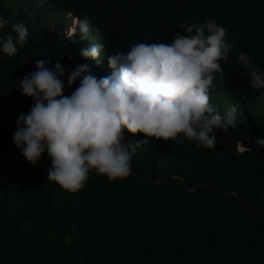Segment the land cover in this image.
I'll list each match as a JSON object with an SVG mask.
<instances>
[{
	"label": "trees",
	"instance_id": "trees-1",
	"mask_svg": "<svg viewBox=\"0 0 264 264\" xmlns=\"http://www.w3.org/2000/svg\"><path fill=\"white\" fill-rule=\"evenodd\" d=\"M24 1L0 0V16L29 33L13 56L0 53V264H264V100L257 89L223 83L216 73L208 95L222 106L213 108L237 113L235 128L214 129L213 147L149 137L127 177L109 181L90 170L76 192L47 180L46 154L33 167L12 140L18 115L33 103L18 87L35 59L71 69L74 50L103 44L102 59H88L99 78L111 73L107 55L138 41L169 43L182 23L211 19L232 45L222 68L244 70L236 57L245 52L264 71V0H52L88 20L89 38L78 42L51 29L68 23L61 15L26 9ZM95 23L118 35L94 33ZM9 31L0 29V37ZM64 79L68 95L79 81L69 88Z\"/></svg>",
	"mask_w": 264,
	"mask_h": 264
},
{
	"label": "clouds",
	"instance_id": "clouds-1",
	"mask_svg": "<svg viewBox=\"0 0 264 264\" xmlns=\"http://www.w3.org/2000/svg\"><path fill=\"white\" fill-rule=\"evenodd\" d=\"M23 4L26 9H47L66 19L67 24L52 22L50 27L68 42L89 38V22L77 10L52 0ZM5 27L11 31L0 37V53L11 57L27 42L29 33L24 23L0 16V29ZM179 29L182 31H175L169 43L138 41L127 51L107 55L111 73L99 78L91 72L88 59L99 62L103 44L74 50L78 65L71 69L58 61L52 64L35 59V69L19 79L21 94L33 101L27 113L18 115L12 133L21 155L35 167L46 154L50 162L47 180L76 192L84 186L90 170L109 181L127 177L132 156L149 137L164 141L182 138L213 147L215 135H220L214 129L235 128L237 113L235 106L224 113L213 108L218 106L208 92L215 74L221 79L224 75L237 77L249 91L259 90L256 94L264 100V71L245 52L236 57L244 70L221 67V61H228L232 45L225 41V29L215 20L185 22ZM103 30L106 35H118L112 25H93L94 33ZM65 75L69 88L79 81L68 95L63 94ZM124 130L143 137L126 138ZM238 147L244 148L242 142Z\"/></svg>",
	"mask_w": 264,
	"mask_h": 264
},
{
	"label": "bare ground",
	"instance_id": "bare-ground-1",
	"mask_svg": "<svg viewBox=\"0 0 264 264\" xmlns=\"http://www.w3.org/2000/svg\"><path fill=\"white\" fill-rule=\"evenodd\" d=\"M75 41H76V39H75ZM228 76H229V78H226V75H224L221 81L223 83H234V82H236L238 80L237 77L234 78L232 75H228Z\"/></svg>",
	"mask_w": 264,
	"mask_h": 264
}]
</instances>
